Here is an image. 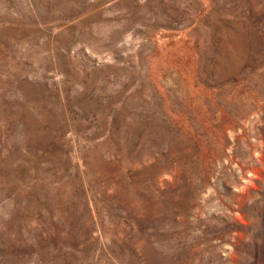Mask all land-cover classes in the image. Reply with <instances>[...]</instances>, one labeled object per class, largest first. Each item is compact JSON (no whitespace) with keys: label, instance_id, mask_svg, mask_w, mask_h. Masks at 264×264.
I'll return each mask as SVG.
<instances>
[{"label":"rangeland","instance_id":"rangeland-1","mask_svg":"<svg viewBox=\"0 0 264 264\" xmlns=\"http://www.w3.org/2000/svg\"><path fill=\"white\" fill-rule=\"evenodd\" d=\"M0 264H264V0H0Z\"/></svg>","mask_w":264,"mask_h":264}]
</instances>
